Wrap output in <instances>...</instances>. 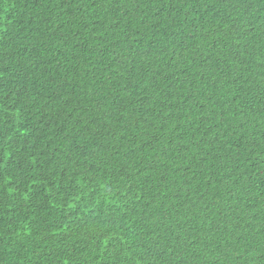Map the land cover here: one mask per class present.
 I'll return each instance as SVG.
<instances>
[{
	"label": "trees",
	"instance_id": "trees-1",
	"mask_svg": "<svg viewBox=\"0 0 264 264\" xmlns=\"http://www.w3.org/2000/svg\"><path fill=\"white\" fill-rule=\"evenodd\" d=\"M0 264H264V0H0Z\"/></svg>",
	"mask_w": 264,
	"mask_h": 264
},
{
	"label": "bare ground",
	"instance_id": "bare-ground-1",
	"mask_svg": "<svg viewBox=\"0 0 264 264\" xmlns=\"http://www.w3.org/2000/svg\"><path fill=\"white\" fill-rule=\"evenodd\" d=\"M253 1V0H252ZM251 4V3H250ZM249 4V5H250ZM253 4V3H252ZM260 23V22H259ZM234 29V28H233ZM227 31V30H226ZM140 32V31H139ZM221 32V31H220ZM226 36H228L227 34H225ZM241 36V35H240ZM210 37V36H209ZM230 41V40H229ZM147 42V41H146ZM214 76V75H213ZM175 79V78H174ZM182 81V80H181ZM255 82V81H254ZM160 85V84H159Z\"/></svg>",
	"mask_w": 264,
	"mask_h": 264
}]
</instances>
